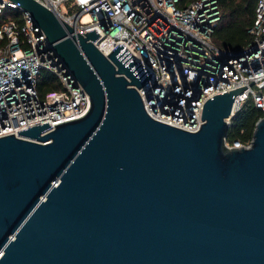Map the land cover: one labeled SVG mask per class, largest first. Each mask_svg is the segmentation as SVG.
I'll return each instance as SVG.
<instances>
[{
    "label": "water",
    "instance_id": "obj_1",
    "mask_svg": "<svg viewBox=\"0 0 264 264\" xmlns=\"http://www.w3.org/2000/svg\"><path fill=\"white\" fill-rule=\"evenodd\" d=\"M11 1L90 106L0 136V264H264V114L247 145L225 142L234 95L254 81L207 98L197 130L178 128L144 110L136 88L152 76L122 43L105 56L94 28Z\"/></svg>",
    "mask_w": 264,
    "mask_h": 264
},
{
    "label": "built area",
    "instance_id": "obj_2",
    "mask_svg": "<svg viewBox=\"0 0 264 264\" xmlns=\"http://www.w3.org/2000/svg\"><path fill=\"white\" fill-rule=\"evenodd\" d=\"M79 33L95 29L93 44L105 55L118 43L150 73L152 81L136 88L152 118L195 131L207 98L248 84L234 95L231 116L251 98L264 109V0H257L249 41L240 53L217 45L213 30L220 18L216 0H37ZM64 5L65 8H61ZM17 17L0 22V136H19L17 130L54 124L84 115L87 92L66 73L28 12L11 0ZM40 68L56 74L60 86L41 99L35 90ZM229 146L243 144L234 141ZM247 145V144H246Z\"/></svg>",
    "mask_w": 264,
    "mask_h": 264
},
{
    "label": "trees",
    "instance_id": "obj_3",
    "mask_svg": "<svg viewBox=\"0 0 264 264\" xmlns=\"http://www.w3.org/2000/svg\"><path fill=\"white\" fill-rule=\"evenodd\" d=\"M191 0H179V6ZM220 9V18L213 30L214 42L223 48L235 49L244 46L250 39L248 33L252 25L257 0H216ZM8 17H17V10L5 7L0 13V22ZM1 42V41H0ZM60 86L56 74L46 68H40L36 75L35 90L39 98ZM264 110L249 98L231 116L225 142L234 141L246 145L250 142L256 120Z\"/></svg>",
    "mask_w": 264,
    "mask_h": 264
},
{
    "label": "rangeland",
    "instance_id": "obj_4",
    "mask_svg": "<svg viewBox=\"0 0 264 264\" xmlns=\"http://www.w3.org/2000/svg\"><path fill=\"white\" fill-rule=\"evenodd\" d=\"M61 8L63 9V8H65V6L64 5H61Z\"/></svg>",
    "mask_w": 264,
    "mask_h": 264
}]
</instances>
